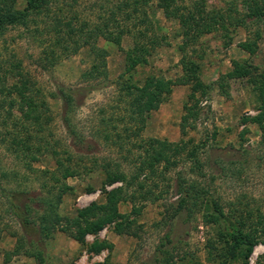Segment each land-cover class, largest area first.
<instances>
[{
    "label": "rangeland",
    "instance_id": "rangeland-1",
    "mask_svg": "<svg viewBox=\"0 0 264 264\" xmlns=\"http://www.w3.org/2000/svg\"><path fill=\"white\" fill-rule=\"evenodd\" d=\"M201 1L202 6L199 3ZM73 4L72 0H54L50 6V14L40 15L35 21L32 18L29 28L11 27L0 38L2 188L24 192L28 200L43 198L45 184L55 192L60 190L51 176L44 174L57 169L56 161L50 153L40 155L38 161L31 165V161L16 151V146L12 143L24 141L15 137L19 133L17 130L27 128L23 112L31 119L35 115L36 106L46 102L50 108L48 116L51 120L46 132L48 140L57 143L58 150L73 152L75 162L80 166L79 175L63 177L73 190L63 197L59 209L62 216H76L80 210L93 203L104 204L106 175L101 167L94 168L93 162L98 159L101 164H119L128 172L132 164L136 163V157L130 155L127 149L133 150V146L139 144L141 138L159 140L163 156L168 155L172 143L182 140H193L195 144L204 142L207 149L211 146L250 149L248 162L235 165L233 171L216 172L213 175L206 169L208 176L205 184L216 199H221L227 211L231 208L242 210L250 206L264 212V150L259 147L262 131L251 120L260 113L258 92L255 91L252 80L254 75L264 73V21L256 27L251 26L249 30L234 29L238 19L252 11V0H186V14L205 17L223 10L228 16L224 27H216L211 33L189 42L181 33L178 21L167 19L162 10L154 8L152 18L159 35L165 36L164 45L148 57L146 64L128 72L127 53L134 47L133 37L125 36L121 46L101 39L97 45L107 51L108 57L105 72L100 75L88 74L95 64V57L89 46L82 47L77 54L69 57L59 54L61 48H56L58 54L55 58L60 59L55 62L53 55L48 58L45 55L48 46L55 40L54 36L36 33L37 29L44 30L52 26L56 17L67 19L75 13L80 22H98L99 17L105 13L100 7L108 6V0H79L77 5ZM15 6L23 10L25 1L17 0ZM257 28L263 34L258 42V51L251 54L240 45L244 42L253 43ZM244 67L248 68L245 77L235 75ZM149 77H157L166 83L162 87L164 102L159 110L150 114L141 136L136 137L134 129L126 132L127 123L119 121L124 116L120 104L124 94L122 88L129 84L143 86ZM24 82L28 83L32 92L27 93V98L13 92L12 88ZM208 85H211L209 101L204 94ZM57 86L99 88L88 96L82 106L74 110L72 124L85 140V143H78L77 147H73L61 118L62 102L57 96ZM196 104L199 115L195 125L183 135L181 123L186 113L185 107H194ZM117 133L123 138L131 136L132 139L124 140L125 149L114 140ZM36 135L41 137L44 134L35 133ZM108 135L112 136L110 140L106 139ZM134 154H137L136 151ZM206 155L204 153L201 158L206 160ZM185 157L186 152L182 154L179 166L168 172L167 181L160 183L161 190L172 184L176 172L189 170L190 165L184 161ZM90 168L92 169L89 170ZM212 178H215L213 182ZM118 186L121 184L109 186L107 190ZM174 199L171 190L158 203L147 204L138 217V224L141 226L138 238L117 235L113 225L96 235H89L85 245L63 232H55L40 246L44 251L46 264L146 263L168 229V218L172 212L169 205ZM7 203L0 187V264H5L7 254L13 252L20 243L18 240L24 236L18 221L8 213ZM33 206L37 204L33 203ZM131 211V204L120 205L121 213L129 214ZM191 228L184 251L198 256L200 264H212L208 261L205 244L207 240H221L219 228L207 225L201 214L196 216ZM97 242L111 244L112 248L99 253L90 251L91 246ZM23 246L25 252L33 250L27 242ZM263 255L264 244L260 243L255 247L248 264H263ZM8 264L37 262L26 254H20L12 256Z\"/></svg>",
    "mask_w": 264,
    "mask_h": 264
},
{
    "label": "trees",
    "instance_id": "trees-1",
    "mask_svg": "<svg viewBox=\"0 0 264 264\" xmlns=\"http://www.w3.org/2000/svg\"><path fill=\"white\" fill-rule=\"evenodd\" d=\"M16 1L0 0V38L11 27L29 28L32 18L35 21L40 15L50 14V6L54 0H24L23 10L15 6ZM72 1L73 5L79 2V0ZM185 1L108 0V6L100 7L105 13L99 17L98 22H80L75 13L67 18L68 20L56 17L52 26L44 30L37 29L36 33H40L41 36L45 34L54 36L55 40L48 46L45 55L46 58L53 55L55 62L60 59L55 58L58 54L56 48H61L59 54L69 57L77 54L82 47L89 46L95 57V64L88 73L91 75L104 73L107 66L108 53L97 45L101 39L121 46L122 39L131 36L134 47L127 53L126 66L127 71L131 72L138 66L146 64L148 57L165 43V36L159 35L152 18L151 12L154 8L162 10L167 19L178 21L181 33L188 38V42L196 40L203 34L211 33L216 27L225 26L228 16L223 10L198 17L185 13ZM199 3L202 6L203 2ZM252 5V11L241 16L234 29L249 30L251 26L256 27L264 21V0H252ZM262 34L257 28L254 42H244L240 47L255 54ZM247 69L244 67L235 75L245 77ZM164 85L166 83L163 80L149 77L143 86L129 84L122 88L124 94L120 104L124 116L119 121L127 123L126 132L134 129L135 136H141L150 114L159 110L164 102L162 91ZM252 85L258 92L260 113L251 120L258 124L262 131L259 147L264 150V73L254 75ZM12 88L13 92L26 98L27 93H32L26 82ZM97 89H99L97 86L78 88L57 86V96L62 102L61 118L73 147H77L78 143H85L72 124L74 110L82 106L88 96ZM210 89L211 85H208L204 91L208 101ZM196 106L197 104L194 107H185L186 113L181 123L183 135H186L188 128L195 125L194 122L199 115ZM35 111L31 119L23 112L22 117L28 123L27 128L16 129L19 133H16L15 137L24 141L19 139L20 142L12 143L16 146V151L21 152L25 159L31 161L30 164L38 161L40 155L50 153L56 161L57 169L53 172L46 171L44 174L50 175L60 186V190L55 192L52 187L48 188L45 184L43 187L46 192L43 198L28 200L24 192L6 190L0 185L2 194L8 201V213L18 221L24 234L22 239L18 240L20 243L12 250L13 252L7 254L5 264L11 261L12 256L20 254L34 258L37 264H46L44 251L40 246L55 232H63L81 245H85L89 235H96L104 228L113 225L117 235L138 238V229L141 227L138 224V217L148 203H158L163 199L164 194L171 190L175 199L169 205L172 212L168 218V229L151 258L144 264H200L198 256L184 251V246L188 245L186 239L192 231L191 224L198 214L202 215L207 225H215L219 228L221 240H207L205 244L208 261L212 264H232L237 261L248 264L255 247L260 243L264 244V212L259 209L254 210L250 206L242 210L231 208L227 211L221 199H216L205 184L208 176L206 169L214 175L216 172L233 171L235 165L247 163L251 151L245 147L236 149L234 146L231 148L211 146L207 149V144L204 142L195 144L193 140H182L179 143H172L168 155L163 156L159 140L141 138V142L134 145L133 150L127 149L130 155L136 157V163L132 164L128 172L119 164L107 162L101 164L98 159L93 162L94 168L101 167L106 175L103 188L106 197L104 204L93 203L80 210L76 216H62L59 209L63 197L73 190L63 177L79 175L80 166L76 164L73 152L66 149L58 150L59 145L48 140L46 132L51 120L48 116L50 108L47 103L37 105ZM35 133L44 135L35 136ZM111 137L108 135L106 139L110 140ZM125 139L132 138L130 135L123 138L119 133L114 137L122 148ZM134 150L137 154H134ZM185 152L184 161L190 165L189 170L176 172L172 184L161 190L160 183L167 181L168 172L179 166L182 154ZM204 153L207 154L206 160L201 158ZM214 180L215 178H212V182ZM119 183L121 186L107 190V187ZM33 203L37 206L34 207ZM123 203L131 204V213L120 212V205ZM227 205L229 207V204ZM26 242L33 249L31 252L24 251L23 245ZM106 248H112L111 244L97 242L91 246L90 251L99 253ZM261 259L264 264V255Z\"/></svg>",
    "mask_w": 264,
    "mask_h": 264
}]
</instances>
